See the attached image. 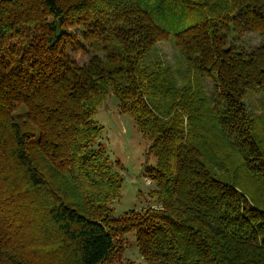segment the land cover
I'll list each match as a JSON object with an SVG mask.
<instances>
[{
  "label": "trees",
  "instance_id": "16d2710c",
  "mask_svg": "<svg viewBox=\"0 0 264 264\" xmlns=\"http://www.w3.org/2000/svg\"><path fill=\"white\" fill-rule=\"evenodd\" d=\"M169 40L182 76L158 57ZM255 91L264 0H0V264H110L129 233L146 264H264L240 183L264 187ZM110 92L156 158L155 203L119 217L94 120Z\"/></svg>",
  "mask_w": 264,
  "mask_h": 264
},
{
  "label": "rangeland",
  "instance_id": "374dc122",
  "mask_svg": "<svg viewBox=\"0 0 264 264\" xmlns=\"http://www.w3.org/2000/svg\"><path fill=\"white\" fill-rule=\"evenodd\" d=\"M157 54L161 61L169 64L176 72L181 71V76L184 75L186 64L172 40L160 42L157 45ZM198 80L199 85L203 86V80ZM204 83L209 89L212 82L205 79ZM246 102L257 123V133L263 135L264 118L259 116L264 111V93L249 92ZM118 103L116 95L110 92L94 115L95 122L102 127L100 142L123 178L120 196L110 204L113 217H119L129 210H141L153 205L155 199L151 192L156 188L149 176L150 168L156 165L155 156L148 153L149 142L139 130L134 118L130 114L119 112ZM240 183L254 197L257 205L264 209V187L260 186L256 179L245 175ZM122 246L124 252L110 264H146L135 245L134 234L123 236Z\"/></svg>",
  "mask_w": 264,
  "mask_h": 264
}]
</instances>
